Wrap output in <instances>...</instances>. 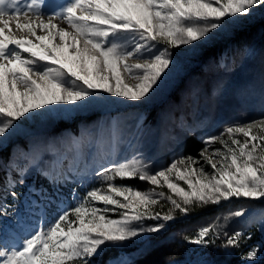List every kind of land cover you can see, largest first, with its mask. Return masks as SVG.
<instances>
[{
	"label": "snow or ice",
	"instance_id": "obj_1",
	"mask_svg": "<svg viewBox=\"0 0 264 264\" xmlns=\"http://www.w3.org/2000/svg\"><path fill=\"white\" fill-rule=\"evenodd\" d=\"M256 22L264 25V0H61L55 5L0 0V264H142L141 258L156 250L152 236L210 207L220 211L182 239L201 248L221 240L219 247L246 249L241 260L256 264L264 253V210L256 221L262 239L249 245L252 204L222 206L264 201V113L199 137L204 147L197 156H179L155 171L154 162L139 151L118 159V121L110 125L113 150L84 161L83 168L65 169L67 154L43 167L46 153L56 155L52 141L25 145L23 166L2 159L22 122L68 119L119 103L150 105L183 70L172 49H211ZM241 51L255 53L250 44ZM227 55L220 57L222 68ZM222 87L218 83L214 91ZM179 127L195 133L199 125L181 121ZM82 140L72 139L68 152L78 150ZM32 171L47 186L28 187L25 221L22 194L15 188L25 185ZM94 180L99 186L83 196L76 188L62 190ZM117 180L151 187L140 190ZM164 188L168 193L157 190ZM162 201L170 207L156 211ZM234 221L244 227L229 231ZM14 228L21 234L6 239ZM198 264L212 262L204 258Z\"/></svg>",
	"mask_w": 264,
	"mask_h": 264
},
{
	"label": "rangeland",
	"instance_id": "obj_2",
	"mask_svg": "<svg viewBox=\"0 0 264 264\" xmlns=\"http://www.w3.org/2000/svg\"><path fill=\"white\" fill-rule=\"evenodd\" d=\"M59 2L61 0H46L49 5ZM62 26L66 27V25ZM249 44L254 47L255 53L245 56L241 49ZM172 51L183 70L155 98L152 104L144 106L119 103L111 108H99L73 114L72 117L80 116L77 132H73L70 128L69 122L72 117L51 121H24L20 134L4 148L11 152L10 161L23 166L24 158L21 149H24L25 145L52 141L55 144L56 155L46 153L43 167H49L67 154V159L64 160L65 169L68 167L83 168L84 161H90L101 151L113 150L110 141V125L118 121L121 132V142L116 149L119 153L118 159H130L139 151L145 158L154 162L153 171H155L159 167H167L173 159L185 156V143L189 136L195 135V138L200 140L201 136L219 134L226 124L235 121L246 122L264 113V25L256 22L254 26L235 39L222 38L214 48L197 53L190 52L187 46L172 49ZM225 52L228 54L225 61L227 67L222 68L219 66L220 57ZM218 83L223 85L219 93L214 91ZM156 105L158 109L152 120L144 121L148 114L147 110ZM140 120L143 121V125L138 127ZM181 121H186L188 126L199 125V128L195 133H185L179 127ZM81 136L83 140L79 149L68 152L71 140ZM101 138L102 143H98L97 141ZM215 147H220V145L217 144ZM206 169L211 171L210 166H206ZM33 172L35 171L30 174ZM180 183L181 186L186 187L182 181ZM127 184L140 190H148L151 187L147 182L139 180H128ZM98 186L99 182L94 180L83 186L85 190H80L79 193L83 196L87 190ZM157 190L168 193L167 188ZM162 204L165 205L164 210L167 211L170 205L166 201H162ZM249 204H252L253 213L250 219L257 221L258 213L264 210V201L239 200L233 201L231 205H224L222 208L234 209ZM98 206L102 207V205ZM218 211L220 209L210 207L193 214L184 221L171 224L164 234L170 231L167 237L172 240L174 247L159 264H168L169 261H175L176 264L188 262L196 251L182 249V236L186 231L193 230L199 222L217 215ZM110 215L115 218L114 214L110 213ZM24 218L28 220L27 214ZM241 227H244L242 221H234L229 231ZM257 232L262 237L260 231ZM17 234H21V230H13L5 238L11 240ZM160 238V235L152 236L153 246L160 241ZM253 240L252 233L248 244L252 245L260 241L257 239L254 243ZM220 243H222L221 240L218 241L215 251L210 252L204 258L209 259L212 264H242L233 259L232 249L221 248ZM263 254L261 253V257Z\"/></svg>",
	"mask_w": 264,
	"mask_h": 264
},
{
	"label": "trees",
	"instance_id": "obj_3",
	"mask_svg": "<svg viewBox=\"0 0 264 264\" xmlns=\"http://www.w3.org/2000/svg\"><path fill=\"white\" fill-rule=\"evenodd\" d=\"M157 109H158V105L152 107L151 109H148L147 110L148 114L145 117L144 121H147V122L151 121L155 112L157 111ZM79 119H80V116H74L71 118V120L69 122L70 128L73 132H77V130H78ZM202 146H203V143H201L200 140L195 138V135L189 136L188 140L185 143V149H184L185 156H187V155L197 156L200 149H202ZM10 156H11V152L9 151V149L3 150L2 159L5 163L10 161ZM3 174H4L3 172H0V176H3ZM120 183L127 184L128 180L127 181L117 180V184H120ZM33 184H36V185L44 184L45 186H47V181L44 180L41 176H39L36 172H33L29 176L27 175L25 185L17 186L15 188V191L22 194L20 197L21 205L23 204V200L25 198V194L27 193L28 187H30ZM70 188H76L77 191L85 190V188L83 186L78 185L77 183H75V184L69 183L67 185V187L63 188L62 190L65 193H68ZM69 197H70V194H69ZM7 199L10 201L11 197H8ZM159 206H160V208H159ZM164 207H165V205H163V204L157 205L155 210L156 211H165ZM172 227H174V226H172ZM258 227H259V225L256 223V220H255V221H252L251 225L248 228L253 233V239H254L253 242L254 243L257 242L256 241L257 239H259V240L262 239V237H260L258 232H257ZM192 231L193 230H188V231H186V233L191 235ZM169 232L170 231H168L167 234H164L165 232L158 234V235H160L161 238H160V241L154 245V248L156 250L152 254L147 255L145 257H142L141 258L142 264H159L170 254V250L174 246H173L172 240H170L169 237H167ZM155 237H157V236H155ZM218 241L220 242V240H217L216 244L214 246L207 247V248H201L199 246L191 245L182 239V243H181L182 249H188V250L191 249L193 251H196V253H194V256L192 258H190V260L188 262H186L185 264H198V262L201 259H204V257L207 256L208 254H210V252L215 251V247H216ZM241 251H243V249H232L231 253H232L233 259L237 260V263L243 264V261L241 260ZM175 257H177V256H175ZM256 264H264V254H263V257H261L256 262Z\"/></svg>",
	"mask_w": 264,
	"mask_h": 264
}]
</instances>
